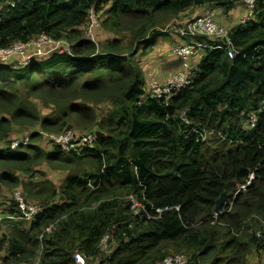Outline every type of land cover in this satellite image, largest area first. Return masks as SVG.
<instances>
[{
  "label": "trees",
  "instance_id": "16d2710c",
  "mask_svg": "<svg viewBox=\"0 0 264 264\" xmlns=\"http://www.w3.org/2000/svg\"><path fill=\"white\" fill-rule=\"evenodd\" d=\"M13 1L0 0V48L44 34L67 41L71 55L0 65V264H73L75 249L86 264H155L173 254L185 264H248L264 252V0L230 30L238 55L198 50L189 86L167 103L147 94L137 53L166 38L160 30L182 14L232 0H18L9 8ZM91 10L111 38H84ZM251 112H259L253 128ZM66 130L94 132L95 146L62 153L32 133L9 149L29 131ZM44 166L67 173L60 186L35 179ZM19 191L41 208L30 223L13 219ZM130 196L144 208L138 216ZM165 207L179 212L146 218Z\"/></svg>",
  "mask_w": 264,
  "mask_h": 264
},
{
  "label": "built area",
  "instance_id": "2783aa9c",
  "mask_svg": "<svg viewBox=\"0 0 264 264\" xmlns=\"http://www.w3.org/2000/svg\"><path fill=\"white\" fill-rule=\"evenodd\" d=\"M258 1L259 0H240L245 13L239 17V24L243 25L253 18ZM17 2L18 0L9 3L8 7H14ZM6 13L7 10L4 9L0 12V20ZM100 19V14H96L92 10L89 12L88 21L82 29L84 38L87 41L96 43L95 30L98 28ZM160 31L166 34H174L182 39L203 36L216 42L215 45L191 43L174 48L173 54L182 62L183 68L169 77L164 85H158L154 82H150L147 84L146 88L147 94L150 97L163 101L164 103H167L171 99L172 95L189 86L191 80L189 70L186 68V63L196 52H198V50L202 48L221 49L225 51L229 59H233L238 55L237 49H235L230 40V30L215 20V15L212 10H206L200 16L190 18L184 22L178 21L175 24L170 23ZM54 53L71 55V45L65 40H53L48 36L41 34L31 38L27 42L17 41L7 47L0 48V65H16L24 67L37 59L47 57ZM258 113L259 112H251L248 115L249 128H253L258 123ZM193 132L196 133L195 131ZM32 133H39L51 147L62 153L81 154L85 150L92 149L96 142V134L94 132L83 133L66 130L59 134H49L40 131H29L24 136L12 140L9 143V149L16 150L21 146L27 145L29 137ZM211 135L212 132H208L205 136H201V138L205 141ZM253 178V173H250L245 183L238 187V192L245 191L251 184ZM12 199L17 204L19 211L17 219L19 220L30 223L37 213L41 211L39 206L35 207L28 205L19 192H15ZM128 201L130 203V211L134 216H138L140 211L144 209L143 206L132 196L128 197ZM153 211V215L146 216L147 219L159 218L162 213L168 211L179 212V207H165L163 209L156 208L153 209ZM220 213L221 211L219 214ZM218 215H214V218ZM256 237L260 238L261 236L257 233ZM108 241L109 237L107 235L102 238L99 245L101 251L108 252ZM71 259L73 264H86V257L78 249L73 251ZM185 263L186 256L184 254L165 256L163 259L156 262V264ZM20 264H39V261L35 260L33 262H24Z\"/></svg>",
  "mask_w": 264,
  "mask_h": 264
},
{
  "label": "crops",
  "instance_id": "0c3cea01",
  "mask_svg": "<svg viewBox=\"0 0 264 264\" xmlns=\"http://www.w3.org/2000/svg\"><path fill=\"white\" fill-rule=\"evenodd\" d=\"M233 2L234 5L230 6V4ZM237 3H239L240 7H234ZM242 7L243 6L241 2H239L238 0H232V2H230L229 5L225 7L211 5L202 8L192 9L182 14L178 19L172 20L170 23L175 24L178 21L184 22L190 18L200 16L206 10H212L215 15V20L219 24L227 27L229 30H232L233 27L239 25L238 19L243 14L241 9ZM232 14L234 16L235 22L230 26L229 24L225 25L226 18L228 16H231ZM104 36L105 37H102V40L109 39V35L106 34ZM185 39H189L188 42ZM188 43L196 42L194 38L181 39L178 36L170 33L167 34L166 38L158 39L156 45L152 48V50L147 52H143L142 50H140L136 55V60L138 61L139 66L143 72L145 86H147V84H149L150 82H154L158 85H164L169 77H171L175 74V72L183 68L182 62L177 57H175V55L173 54V50L176 47ZM199 57L200 56L198 54H195V56L188 60V62L186 63L187 70L191 71L196 68L199 63ZM10 218L11 217H8V219ZM13 219H17V217ZM256 253L257 252H252L251 255L248 257V264H258V261L254 259L262 258L264 260V253Z\"/></svg>",
  "mask_w": 264,
  "mask_h": 264
},
{
  "label": "rangeland",
  "instance_id": "374dc122",
  "mask_svg": "<svg viewBox=\"0 0 264 264\" xmlns=\"http://www.w3.org/2000/svg\"><path fill=\"white\" fill-rule=\"evenodd\" d=\"M240 2V0H238ZM234 2L230 4V6H233ZM222 7V6H221ZM234 7H240L239 3H237ZM233 8V7H232ZM242 9V13H245V10ZM240 15V14H239ZM234 16L233 14L231 16H228L226 18V22L225 25H232L234 23ZM227 23V24H226ZM104 35H106V33L102 32L99 28H97L95 30V41L98 43L99 41L102 40V37H105ZM109 38H111V36L109 35ZM24 132H20V133H16L21 134ZM38 173L35 175V179L39 180V181H44V180H48L50 182H52L55 186H60L63 183L64 177L67 174L66 172H58V171H53L51 169H49L48 167L44 166V167H40L37 169ZM25 180V179H24ZM20 193V191H19ZM21 194V193H20ZM22 195V194H21ZM13 196V195H12ZM23 197V196H22ZM24 198V197H23ZM25 200V199H24ZM26 202V201H25ZM28 205L30 206H35L38 207V205L31 203V202H26ZM32 207V208H35ZM37 209V208H36ZM254 253V252H253ZM264 253V252H261ZM261 253H256V254H261ZM264 257V256H263ZM258 261V264H264V260L262 258L260 259H254ZM89 262V261H88ZM87 263V262H86ZM96 262L90 263V264H95ZM156 264V263H155Z\"/></svg>",
  "mask_w": 264,
  "mask_h": 264
},
{
  "label": "water",
  "instance_id": "95a60500",
  "mask_svg": "<svg viewBox=\"0 0 264 264\" xmlns=\"http://www.w3.org/2000/svg\"><path fill=\"white\" fill-rule=\"evenodd\" d=\"M225 199H226V195L223 194V195H222V196L216 201V205H215V208H214V214H215V215H218V214H219L221 204L225 202Z\"/></svg>",
  "mask_w": 264,
  "mask_h": 264
}]
</instances>
